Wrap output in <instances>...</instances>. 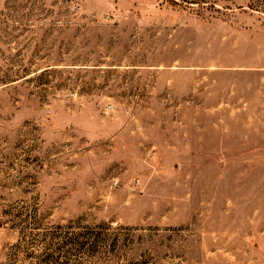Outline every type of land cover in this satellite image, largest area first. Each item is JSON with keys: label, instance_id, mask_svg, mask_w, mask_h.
<instances>
[{"label": "rangeland", "instance_id": "rangeland-1", "mask_svg": "<svg viewBox=\"0 0 264 264\" xmlns=\"http://www.w3.org/2000/svg\"><path fill=\"white\" fill-rule=\"evenodd\" d=\"M0 264H264V0H0Z\"/></svg>", "mask_w": 264, "mask_h": 264}]
</instances>
